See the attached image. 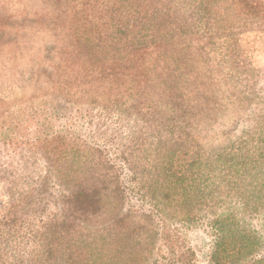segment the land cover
Masks as SVG:
<instances>
[{"label":"trees","instance_id":"16d2710c","mask_svg":"<svg viewBox=\"0 0 264 264\" xmlns=\"http://www.w3.org/2000/svg\"><path fill=\"white\" fill-rule=\"evenodd\" d=\"M154 1L157 6L152 9L149 6L144 7V0H70V3H67L71 6L68 15L69 31L76 29L82 34L73 35L78 41H72L70 52L77 51L83 56L82 62L77 61L78 64H81L78 72H81V84L85 86L86 98H89L90 107H81L79 111L81 117L78 118L82 123L76 122L75 132L74 130L64 132L51 128L50 122L56 117H63V120L75 117L74 114L65 117L66 106L56 108L57 106L50 104V110L40 109L41 111L45 110V113H43V120L36 125L37 130L30 129L28 125H25L26 121H35L36 123L38 115H34V113L37 111L28 113L22 120L17 119L0 127L1 131L3 130L0 132V185L3 189V196L6 198L5 206L8 207L5 213L0 216V264H30L36 257H41L45 264H123L124 261L125 263L131 261L134 264L133 261L136 260V257L132 249L136 247V243L131 245L129 253L126 251L127 240L133 227L129 220L137 206L130 198V193L134 192L133 184L141 179L144 172L148 171L145 164L151 165V160L148 158L152 152L155 158L164 155L165 152L166 155H169L168 151L171 150L168 149L175 145L171 140L162 141L158 138L156 145L151 142L142 146L145 143L143 135L147 128L151 129V127L162 125L169 127L173 117L169 118L162 111H156L157 109L154 107L149 109L146 97H143L144 86L141 83L137 86L134 85L137 89L135 93L121 101H119V91L110 94L106 101L95 99L101 79L105 80L111 73L109 70L113 69L115 65L114 59L107 58L109 53L116 48L113 34L120 35L122 47L136 50L127 59L137 56L135 59L139 61V56L144 57L145 54L148 58L153 56L150 61L152 60V63L156 60L159 62L157 67H161H159L157 75L163 76V82L168 89L178 88L185 77L186 67H181L182 61L177 58L181 55L180 50L194 44V50L203 57H205L204 51L206 50L204 45L206 43L196 42L194 39L193 41L174 39L167 45L164 33L161 35V24L158 21H164V18L169 14L165 13L168 10L165 7L168 0ZM179 2L177 0V3ZM183 2L185 4H181L185 6L184 10L187 12V20H190V25L193 26L198 22L199 26L201 24L204 26L208 46L217 45L215 48L217 57H219L217 63L227 65L229 68V71L224 73L218 69L211 70L209 73L212 74L211 78L215 79L214 82L216 81L220 85L224 84L223 81L218 80L223 75L236 73L240 76L236 81V85H241L239 91L228 93L227 96L223 95L220 98H216L211 93L208 95L219 106H222L219 103L220 99L223 100L225 111L235 109L240 112L243 106L251 103L255 97L256 101H259V110L246 107L245 110L249 113L242 122L243 124L241 126L240 123L238 124L237 130L243 132L241 137L247 136L238 139L227 148V151L218 152L209 159L203 158L199 151H194L191 161L180 160L179 166L182 163L196 164V170L199 173L193 175L191 178L193 179L194 176L201 174L202 160L207 161L210 165V163L223 160L229 151H231V155L228 159L223 160L228 165L227 172L235 170L236 165L252 164L254 168L259 163L264 164V112L257 113L264 110V105L261 103L264 101V67H254L243 51L240 54V47L233 39L237 38L235 31L250 22L237 21L240 24L237 27L236 21H228L231 8L225 18L215 21L207 14L205 0H183ZM258 6L257 1L250 0L248 6L240 7V11L239 6L235 4L233 11L238 16L242 13L246 18L250 13L255 14L252 12L257 11ZM200 14H204V17H199ZM87 17L93 18L96 23L89 27L82 26L85 21H88ZM198 18H205L206 21H198ZM122 21H126L125 23L128 24ZM138 21L147 22L141 25ZM90 51H95L100 56L98 58H100V64L103 67L97 68L99 65L91 61L90 56L84 55ZM211 57L208 55L209 60ZM106 60L110 63L103 65ZM197 61L201 62V60ZM87 65H93V67L85 69ZM183 65H187V62H183ZM202 65L204 64L202 63ZM144 66H138L135 61L133 67L122 72L121 75L128 79L130 77L131 81L135 83L136 77L139 76L138 67L144 69ZM208 66L212 68V62ZM152 67L154 66H149V69ZM74 79L77 80L78 76H74ZM222 88L225 89V94L226 89H230L226 86H222ZM68 89L71 87L67 88L66 94L71 93V90ZM239 99H246V101ZM93 104L94 106H92ZM174 104L177 105V103ZM258 116L259 118H255ZM128 117L136 119V123L134 121L135 124L129 125L128 128L130 132L127 142L132 145L131 149L124 153L120 151L114 153V156L108 155L107 152L110 151L103 147L99 148L97 138L91 137L92 133L87 129V125H97L106 119L118 122L122 118L128 120ZM138 121H141L143 125ZM81 128L84 129L82 134L78 133ZM114 136L115 134L112 138ZM104 142L106 143V141ZM133 149L136 150L133 152ZM173 160L174 155L163 160V163L167 165L166 169H170ZM259 173L256 171L252 177ZM173 175L174 173H171V176ZM176 179L179 178L176 177ZM168 180L167 177L163 178L164 182ZM154 182L158 183L159 181L155 179ZM235 184L239 195L243 196L242 200L244 201L241 205L253 214L264 217V193L258 191L257 194H254V190L249 193L250 191H247L249 187L239 186L237 182ZM175 185L181 186L182 184L176 181ZM190 187L191 185H188L183 188V195H189L188 188ZM136 192L139 193L138 190ZM51 196H58L60 204L54 211L42 217L41 201L45 203V199L51 198ZM162 212H164L163 209L157 205L154 208L155 214L152 216L143 211V213H147L143 216L146 217L145 220L155 224L160 250L162 246L170 248L168 255L165 256L163 253L160 255L159 250L151 264H157L158 261H162L163 264H179V262L180 264H191L188 260L189 256L191 259V256L194 255L192 246H185L187 247L188 260L183 257V252L174 250L176 247L174 246V235L165 231L166 225L162 219L164 218ZM147 217H151V219ZM221 219L210 221L211 232L218 238L212 242V258H217L216 255L220 254L219 247L224 244V248L230 246L235 251V256H240L242 259H245L247 254L257 248L258 244H261L255 231L247 230L245 218L239 222L233 215L228 214L227 216L222 215ZM20 228L26 229L32 239L38 241L40 250L35 256L19 258L20 246L17 248L15 246L11 253L3 251L4 244L10 242L14 230ZM226 237L230 238L229 243L226 244V241H222L223 245H221L222 239L220 240V238ZM248 257L250 259H246V262L242 264L262 262V259H253V253Z\"/></svg>","mask_w":264,"mask_h":264},{"label":"rangeland","instance_id":"374dc122","mask_svg":"<svg viewBox=\"0 0 264 264\" xmlns=\"http://www.w3.org/2000/svg\"><path fill=\"white\" fill-rule=\"evenodd\" d=\"M67 1L0 0V127L17 119L22 120L26 118L28 113L37 111L34 113V115H38L36 123L35 121H26L25 123L30 129L37 130L36 125L43 120V113H45V110L41 111L40 109L50 110L49 104L57 106L56 108L66 106L65 117L73 114L75 117L64 120L63 117H56L50 122L51 128L72 132L76 128V122L82 123L81 119L78 118L81 117L79 111L81 107L89 106L88 103L90 102L89 98H86L85 86L81 84V72H78L81 64H78L77 61L82 62L83 56L77 51L70 52L72 41H78L73 35L82 34L76 29L69 31L68 15L71 6L67 4L70 0ZM144 1V7L149 6L152 9L157 6L154 0ZM179 1L177 3V0H168L165 3L166 9H168L165 13L169 14L164 18V21H158L161 24V35L164 33V40L167 41L166 44L168 45L174 39L187 41L194 39L196 42L206 43L204 44L206 46L205 57L197 54L198 52L194 50V44L189 48L180 50L181 55L177 58L182 61L181 67L185 66L187 69L184 68L186 73L183 77V83L178 88L168 89L163 82V76L157 75V71L161 67H157L159 62L156 60L152 63L150 59L153 56L148 58L146 54L144 57L139 56V61L135 59L137 56L127 59L136 50L122 47L120 35L113 34L116 48L109 53L107 58L114 59L115 65L113 69L109 70L111 73L105 80L102 81L101 79L95 94L97 101H106L110 94L119 91L118 96L120 97L119 101H121L135 93L137 89L134 85L137 86L141 83L144 86L143 97H146L149 109L154 107L157 109L156 111H162L169 118L173 117L169 127L162 125L155 128L151 127V129L147 128L143 135L145 143L142 146L151 142L156 145L158 138L162 141L171 140L175 145L168 149L171 151L167 150L169 155H166L165 152L164 155L155 158L152 152L148 158L151 160V165L145 164L148 171L144 172L141 179L133 184L135 186L133 187L134 192L130 193V198L137 206H135V213L129 220L133 227L127 240L126 251L129 253L131 245L136 243V247L132 249L136 257V260L133 261L134 264L152 263L153 257L160 250L159 239L157 240L156 237L158 231L155 224L145 220L146 217L143 216L147 213L151 216L154 215V208L157 205L164 211L162 212L164 214L162 219L166 225L165 231L174 235V246H176L174 250L183 252L184 256H182L188 260L186 248L192 246L194 255L191 256V259L189 256L188 260L191 264H242L246 262V259H250L248 256L252 253L253 259H262V262L255 264H264V217L246 210L241 205L244 201L242 200L243 196L241 197L238 193L239 190L237 191L235 188L237 182L239 186L249 187L247 189L250 191L249 193H252L251 190L255 191L254 194H257L258 191L264 193V164L259 163L254 168L252 164L236 165L235 170L227 172L228 165L223 160L228 159L231 155V151H229L223 160L210 163V165L207 161L202 160L201 174L194 176L193 179H191L193 175L199 173L196 170V164L182 163L179 166L180 160L191 161L194 151H199L205 159H209L218 152L227 151L230 145L247 136L241 137L243 132L237 130L238 124L240 123L241 126L249 113L245 110L246 107L259 110V101H256L257 98L255 97L251 103L243 106L240 112L235 109L225 111L223 100L220 99L219 103L222 106H219L208 95L211 93L216 98H220L223 95L227 96L228 93L239 91L241 85H236V81L240 76L236 73L223 75L218 80L223 81L224 84L220 85L216 81L214 82L215 79L211 78L212 74L209 73L211 70L218 69L224 73L229 71V68L227 65L217 63L219 59L215 50L217 45L208 46L205 35L206 29H203L202 24L199 26L198 22L193 26L190 25V20H187V12L184 10L185 6L181 4H185V2ZM255 1L259 5L257 11L252 12L255 13L253 15L250 13L246 18L242 13L238 16L233 11V7L237 4L240 11V7L248 6L250 0H205L207 6L205 7L209 17L215 21L225 18L231 8L228 21H236L237 27L240 25L237 21L250 22L240 30L237 29L235 31L237 38L233 39L237 41L240 47V54L243 51L254 67L262 68L264 67V0ZM199 17H204V14H200ZM86 20L88 21H85V25L81 24L84 27L96 23L91 17H87ZM197 20L206 21L205 18H198ZM122 22L125 23L126 21ZM138 22L142 25L147 21ZM84 55L90 56L91 61L99 65L97 68L103 67L100 64V58H98L100 56L95 51H90ZM208 55L212 56L211 60H209ZM143 60L145 62H142ZM197 60H201V62ZM135 61L138 66L145 65V68L138 67L139 76L136 77L137 81L134 83L130 77L128 79L121 73L131 69ZM183 62H187V65H183ZM211 62L212 68L208 66ZM108 63L110 62L106 60L103 65ZM149 66L154 67L149 69ZM91 67L93 65H87L85 69ZM113 71L116 72L113 73ZM76 75L78 76L77 80L74 79ZM67 85L71 87L68 89L71 90L70 94H66L69 87ZM109 86L111 87L109 88ZM222 86L230 88L226 89V94ZM183 96L184 99H182ZM239 100L246 101V99ZM261 103L264 105V101ZM260 112H264V110L257 113ZM112 116L114 115L112 114ZM128 118V120L122 118L118 122L106 119L97 125L88 124L87 129L91 130V137L97 138L99 141H97L99 148L103 147L110 151L107 152L108 155L119 153V151L124 153V151H129L132 146L130 142H127L130 132L128 130L129 125L136 123L134 117ZM255 118H259V116ZM138 122L141 123V121ZM244 125L246 126V124ZM83 130L81 128L78 133L82 134ZM0 132L3 130L0 129ZM114 134L115 136L112 138ZM171 155H174L173 163L170 169H166L167 165L163 163V160ZM239 159L241 158L239 157ZM256 171L260 173L254 176L257 178H254L252 175ZM171 173L174 175L171 176ZM164 177L169 180L164 182ZM155 179H158L159 182L155 183ZM176 181L182 185H175ZM188 185H191L188 188L189 195H183V188ZM2 191L0 185V216L8 208L5 206L6 198ZM186 199L187 201H185ZM44 202L41 201L42 217L54 211L60 204L58 196L47 197ZM143 211L147 213H143ZM228 214L233 215L239 222L245 218L247 230L253 229L257 238L260 239L261 244H258L257 248L247 254L245 259L235 256V251L230 246L223 247L225 244L223 245L222 241H226V244L230 241V238L227 237L220 238L223 248L219 247L220 254L216 255L217 258L211 257L212 242L218 238L211 232L210 221L222 220V215L227 216ZM147 218L151 219V217ZM9 241L8 244H4L3 251L11 253L15 246L16 248L20 246L21 251L18 252V256L21 259L26 256H35L40 250L38 241L33 240L24 228L14 230ZM22 251L24 252L22 253ZM169 251V247L162 246L160 255L162 253L164 256L168 255ZM126 263L133 264L131 261H126ZM126 263L124 261L123 264ZM30 264L45 263L41 257H36ZM157 264H163V262L158 261Z\"/></svg>","mask_w":264,"mask_h":264}]
</instances>
